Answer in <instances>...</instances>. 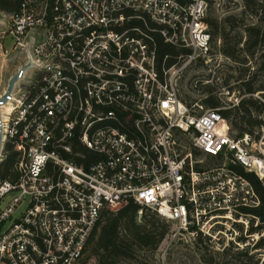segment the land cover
<instances>
[{
	"label": "built area",
	"instance_id": "1",
	"mask_svg": "<svg viewBox=\"0 0 264 264\" xmlns=\"http://www.w3.org/2000/svg\"><path fill=\"white\" fill-rule=\"evenodd\" d=\"M209 1L22 0L6 14L0 59L15 64L0 100L18 79L0 103V264H82L101 211L128 201L168 223L116 262L148 264L258 205L239 170L264 183V126L219 132L218 108L179 98L177 65L155 69L151 32L207 52Z\"/></svg>",
	"mask_w": 264,
	"mask_h": 264
},
{
	"label": "rangeland",
	"instance_id": "2",
	"mask_svg": "<svg viewBox=\"0 0 264 264\" xmlns=\"http://www.w3.org/2000/svg\"><path fill=\"white\" fill-rule=\"evenodd\" d=\"M264 0H210L207 19L211 23V40L207 52L197 46L188 47L191 52L180 58L177 73L178 95L187 106L194 102L202 104L203 99L212 96L219 101L218 109H228L237 105L241 98L252 96L258 103H264V91L247 94L246 89H257L264 84L262 53L264 45L252 46L248 28L264 23ZM6 12L0 10V31L5 28ZM201 41L199 42V44ZM9 44V43H7ZM138 62V58H134ZM15 60L5 62L0 59V79H7L13 72ZM3 65V68H1ZM210 90V92H208ZM261 119L264 126V111H252L251 120ZM225 125L233 130L228 122ZM261 129V128H260ZM254 134L256 128H253ZM234 131V130H233ZM260 135V132H259ZM247 215L242 223L235 222L230 213L221 219L216 229L221 232L211 236L201 235L195 239L184 237L173 239L165 251L150 256L148 264H264V249L254 248L256 241L264 236V225ZM136 223L148 225L152 216L143 212L136 215ZM245 222V224H243ZM94 242H91L83 257L82 264H99L92 255ZM163 249V247H161ZM143 263L144 255L136 253ZM145 264V263H144Z\"/></svg>",
	"mask_w": 264,
	"mask_h": 264
},
{
	"label": "trees",
	"instance_id": "3",
	"mask_svg": "<svg viewBox=\"0 0 264 264\" xmlns=\"http://www.w3.org/2000/svg\"><path fill=\"white\" fill-rule=\"evenodd\" d=\"M245 1L248 2L252 0ZM21 2L22 0H0V10L6 13L16 12ZM263 9L264 7H262V10ZM206 22L208 28H211V23L207 18ZM247 30L249 36L252 38V46L264 45V23L260 26L249 27ZM150 34L154 37L156 45V55L154 58L155 69L162 80V68H168L177 64L180 58L190 54L191 50L164 42L156 33L151 32ZM211 35L212 34H210V40ZM262 59L261 70L264 71V52L262 53ZM254 91H264V84L254 90L252 87L246 89L247 94H252ZM208 92H210V90H208ZM203 103L210 108H217L219 101L212 96H208L203 99ZM257 103L258 100L253 99L250 95L241 98L238 104L232 108L219 109V111L223 118L230 122L232 128L238 135L247 134L258 139L263 120H251V113L253 110L257 112L264 111V103ZM254 127L256 128L255 135H253ZM10 161V158L5 160L4 166ZM239 172L252 184L258 198V205L255 208L242 206L240 207V211L245 215H252L253 217L251 218L260 222L257 228H262L264 225V183L241 169ZM138 209L139 206L137 204L133 201H128L116 211H111L106 208L101 211L87 245L88 248L89 244L94 242L92 255L97 257L99 264H116L120 257L133 258L134 247L137 249L155 247L164 237L168 229V223L155 213L142 208V215L145 211L149 213L154 220L149 221L148 225L137 224L135 217ZM254 246V248L264 249V236L258 238Z\"/></svg>",
	"mask_w": 264,
	"mask_h": 264
},
{
	"label": "water",
	"instance_id": "4",
	"mask_svg": "<svg viewBox=\"0 0 264 264\" xmlns=\"http://www.w3.org/2000/svg\"><path fill=\"white\" fill-rule=\"evenodd\" d=\"M17 79H18V74H15V75L10 79V81H9V83H8V89H7V91H6V94H5L4 97L0 100V103H4V102L8 99V97H9V93H10V91H11V89H12V85H13L14 81H16ZM0 146H1V133H0Z\"/></svg>",
	"mask_w": 264,
	"mask_h": 264
},
{
	"label": "bare ground",
	"instance_id": "5",
	"mask_svg": "<svg viewBox=\"0 0 264 264\" xmlns=\"http://www.w3.org/2000/svg\"><path fill=\"white\" fill-rule=\"evenodd\" d=\"M225 122L226 121H223L222 124L220 125L219 132H221V133H225L227 130H231L225 125ZM231 131H233V130H231Z\"/></svg>",
	"mask_w": 264,
	"mask_h": 264
}]
</instances>
